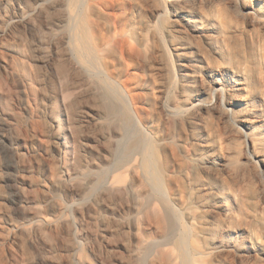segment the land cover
<instances>
[{
  "label": "bare ground",
  "instance_id": "1",
  "mask_svg": "<svg viewBox=\"0 0 264 264\" xmlns=\"http://www.w3.org/2000/svg\"><path fill=\"white\" fill-rule=\"evenodd\" d=\"M13 7V0H0V66L23 56L20 38L11 37L14 25L36 30L33 19L40 17L60 38L66 66L60 61L51 120L61 151L73 154L75 136L67 133L72 92L65 84L78 77L107 104L108 118L126 125L123 140L134 141L138 154L123 170L136 178L143 167L150 180L152 190L137 194L140 209L152 210L157 233L166 236L158 252L164 264H264V0H46L17 16ZM155 72L160 87L150 81ZM104 73L125 87L151 140L97 79ZM151 95L162 102L160 122ZM236 143L243 159L231 152ZM155 149L163 153L162 171ZM121 175L108 178L107 193L122 194ZM160 183L171 193V206L154 188ZM52 224L37 211L23 229L44 242ZM7 228L0 248L13 257L22 250V229L10 222ZM76 260L85 264L82 256Z\"/></svg>",
  "mask_w": 264,
  "mask_h": 264
},
{
  "label": "rangeland",
  "instance_id": "2",
  "mask_svg": "<svg viewBox=\"0 0 264 264\" xmlns=\"http://www.w3.org/2000/svg\"><path fill=\"white\" fill-rule=\"evenodd\" d=\"M44 1L13 0V14H29ZM36 18V30L21 24L13 26L11 37L20 38L17 45L23 56H9L8 68L0 66V239L10 233L8 222L22 229V250L12 257L7 248L1 247L0 264H79L78 256L85 259V264H164L158 252L166 236L157 233L152 210L140 209L137 194L143 188L152 190L150 180L143 167L136 178L123 170L138 154L133 149L134 141L123 140L126 125L121 120L111 121L107 104L97 97L95 100L78 77L73 86L65 84L67 93H73L68 96L72 132H67L75 136L70 140L73 154L61 151L51 118L58 99L56 73L63 74L60 69L66 66L65 51L60 38L57 40L62 43L54 39V31L42 18ZM62 30L65 28L56 32ZM144 74L147 78L150 75L147 70ZM106 76L96 77L121 102L125 117L132 120L141 136L151 140L136 119L125 87ZM161 80L160 73L155 72L150 81L160 87ZM150 101L152 115L160 122L164 117L162 102L154 95ZM233 146L232 154L243 159L245 151L240 143ZM174 147L179 148L178 144ZM161 155V150L155 149L162 171ZM115 173L122 174L118 182L122 194L105 190L108 178ZM154 188L171 206L166 185L160 183ZM260 188H256L251 210ZM37 211L53 223L45 228L44 242L33 240L23 229Z\"/></svg>",
  "mask_w": 264,
  "mask_h": 264
}]
</instances>
